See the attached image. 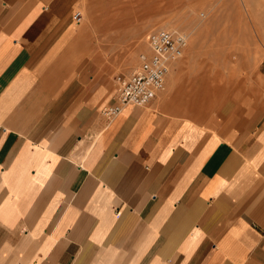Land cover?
Wrapping results in <instances>:
<instances>
[{"label": "crops", "instance_id": "crops-1", "mask_svg": "<svg viewBox=\"0 0 264 264\" xmlns=\"http://www.w3.org/2000/svg\"><path fill=\"white\" fill-rule=\"evenodd\" d=\"M78 3L0 0V264H264V96L107 118L115 76L67 57Z\"/></svg>", "mask_w": 264, "mask_h": 264}, {"label": "rangeland", "instance_id": "rangeland-1", "mask_svg": "<svg viewBox=\"0 0 264 264\" xmlns=\"http://www.w3.org/2000/svg\"><path fill=\"white\" fill-rule=\"evenodd\" d=\"M77 9L83 20L75 23L67 56L75 71L130 74L150 53L149 34L168 29L185 34L188 46L156 98L164 114L205 123L261 107L264 0H79Z\"/></svg>", "mask_w": 264, "mask_h": 264}, {"label": "built area", "instance_id": "built-area-1", "mask_svg": "<svg viewBox=\"0 0 264 264\" xmlns=\"http://www.w3.org/2000/svg\"><path fill=\"white\" fill-rule=\"evenodd\" d=\"M75 22L81 23L83 14L77 11ZM188 38L181 32L159 29L148 36L150 53L140 56L139 67L130 74L115 77L116 102L104 108L107 118L117 116L126 106L145 107L167 88L173 66L186 52Z\"/></svg>", "mask_w": 264, "mask_h": 264}, {"label": "bare ground", "instance_id": "bare-ground-1", "mask_svg": "<svg viewBox=\"0 0 264 264\" xmlns=\"http://www.w3.org/2000/svg\"><path fill=\"white\" fill-rule=\"evenodd\" d=\"M242 2H244V0H242ZM248 6V5H247ZM248 10V9H247ZM250 10H248V12H249ZM246 14H247V12H246ZM148 52H150L149 50H148ZM192 53L194 52V48L192 49V51H191ZM186 53V52H185ZM131 56H129V61H128V59H127V63L129 62V64H131L132 63V59H133V56H132V54H130ZM184 56H185V54H184ZM131 57H132V59H131ZM184 58V57H183ZM182 58V59H183ZM181 59V60H182ZM126 63V62H125ZM180 70H182V69H180ZM179 77V76H178ZM177 77V80L174 82V85L176 86V87H179V86H181L180 85V79ZM180 88V87H179ZM179 88H178V90H179Z\"/></svg>", "mask_w": 264, "mask_h": 264}]
</instances>
